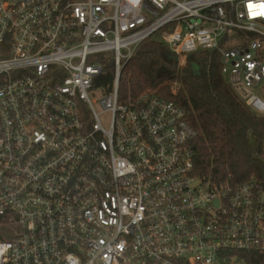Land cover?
<instances>
[{"label": "built area", "instance_id": "2783aa9c", "mask_svg": "<svg viewBox=\"0 0 264 264\" xmlns=\"http://www.w3.org/2000/svg\"><path fill=\"white\" fill-rule=\"evenodd\" d=\"M160 33L264 117V0H0V264H242L264 190L197 175L187 112L121 91ZM112 81L105 84L104 67Z\"/></svg>", "mask_w": 264, "mask_h": 264}, {"label": "trees", "instance_id": "16d2710c", "mask_svg": "<svg viewBox=\"0 0 264 264\" xmlns=\"http://www.w3.org/2000/svg\"><path fill=\"white\" fill-rule=\"evenodd\" d=\"M221 67L220 54L202 51L188 54L180 67L159 33L137 47L125 66L121 91L131 96L154 91L187 112L197 133L193 142L197 175L214 182L254 180L264 190V117L240 100L222 76ZM110 69L104 67L105 84L112 81ZM169 82L178 83L176 94ZM232 257L242 264H264V252L227 254L229 260Z\"/></svg>", "mask_w": 264, "mask_h": 264}, {"label": "rangeland", "instance_id": "374dc122", "mask_svg": "<svg viewBox=\"0 0 264 264\" xmlns=\"http://www.w3.org/2000/svg\"><path fill=\"white\" fill-rule=\"evenodd\" d=\"M185 64H186V63H185ZM179 66H180V65H179ZM168 84H169L170 87H171V91H172L174 94H176V92H177V90H178V88H179L178 83H176V82H169ZM263 150H264V144H263Z\"/></svg>", "mask_w": 264, "mask_h": 264}]
</instances>
